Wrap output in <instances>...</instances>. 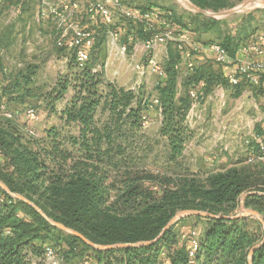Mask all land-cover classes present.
I'll list each match as a JSON object with an SVG mask.
<instances>
[{"label": "trees", "instance_id": "1", "mask_svg": "<svg viewBox=\"0 0 264 264\" xmlns=\"http://www.w3.org/2000/svg\"><path fill=\"white\" fill-rule=\"evenodd\" d=\"M21 1L26 4L25 0H4V4ZM123 1L144 9H168ZM190 1L218 11L243 0ZM258 11L264 9L248 13L236 34L221 28L222 19L200 13L193 14L191 28L175 18L195 32L200 42L219 43L234 55L259 31L254 14ZM3 12L0 6L4 19ZM13 24L3 25L1 55V48L7 50L12 43ZM211 30L220 37L203 41L200 36ZM99 52L94 51L91 61L79 69L71 52L58 47V57L65 53L74 63H69V74L60 77L48 94L50 101L43 96L49 106L65 101L58 125L47 127L44 135L23 134L13 116L0 120V181L5 185H0V264H43L50 243L62 250L63 264L84 250L93 251L96 264H264V235L259 227L233 218L245 193L244 205L264 218V178L256 180L253 173L237 166L209 175L187 170L167 176L137 162L141 150L137 144L141 146L145 137L144 117L152 118L148 111L157 109L150 108L149 102L159 98V134L165 140L168 160L176 163L192 136L186 124L189 90L201 80L213 86L221 83V75L214 78L197 66L184 77L185 92L178 96L180 72L175 64L179 54L171 49L166 76L146 101L143 89L135 93L118 88L103 73L93 71L102 59L103 51ZM2 62L0 58L1 84H7L0 90V99L25 103L36 66L30 64L11 75ZM51 106L49 111L55 112ZM189 210L207 214L195 216L205 222L193 261L189 251L194 235L188 232V237L183 235L186 240L180 239L175 228L178 221L170 225L180 211ZM57 224L82 234L94 245L74 233L65 235Z\"/></svg>", "mask_w": 264, "mask_h": 264}, {"label": "built area", "instance_id": "2", "mask_svg": "<svg viewBox=\"0 0 264 264\" xmlns=\"http://www.w3.org/2000/svg\"><path fill=\"white\" fill-rule=\"evenodd\" d=\"M39 1L37 20L50 17L54 21L56 46L70 51L79 69H83L91 61L95 49H101L97 43L102 40V48L106 49L107 57L99 61L93 71L105 74L113 68L115 79L122 74V65H128L134 73L128 90L138 93L147 87L150 78L155 77L159 81L166 76L165 62L170 60V51L173 49L174 53L179 54L175 64L180 72L177 78L178 96H181L184 77L187 73L194 72L198 66L195 56L204 55L221 67L228 68L225 80L235 88L244 86L254 109L258 110L256 94L260 93L264 99V32L256 33L248 42L241 44L238 53L231 55L219 43L197 40L196 33L177 21L171 9H144L125 4L123 0ZM0 6H4L6 24L15 22L23 15V1L5 5L4 0H0ZM91 25L93 27H89ZM117 63L118 66H115ZM206 89L207 81L201 80L189 90L191 105L186 115L189 127L196 116L200 117V106L206 98ZM212 92V96L221 98L222 84H216ZM148 96L146 93L144 100L147 101ZM149 107H156L161 112L159 98L152 99ZM5 115L12 116L9 112ZM26 116L31 120L37 119L34 109H28ZM149 123L145 116L143 125ZM262 130L263 134L256 139V145H247V162L264 164V125ZM197 246L198 241L194 239L193 248L189 251L191 261L196 255ZM46 252L48 260H52L54 264L59 263L52 249L48 248Z\"/></svg>", "mask_w": 264, "mask_h": 264}, {"label": "rangeland", "instance_id": "3", "mask_svg": "<svg viewBox=\"0 0 264 264\" xmlns=\"http://www.w3.org/2000/svg\"><path fill=\"white\" fill-rule=\"evenodd\" d=\"M27 0L24 2L26 3ZM33 1V3L30 5V2ZM54 1V0H51ZM132 1L133 3L137 5H141L143 7L146 6H159L171 9L176 17H178V12L180 11H187L189 10L188 7L181 1V0H128ZM190 1V0H189ZM232 1V0H231ZM234 1V0H233ZM248 0H243L240 2H235L233 5L229 7H224L218 11H215L213 9H207L211 13H220L223 11H228L233 8H237L239 6H242ZM29 5L27 3V7L24 5L23 9V15L18 20L14 22V25H20L24 23L26 19H30L31 16L34 14L36 8L40 5L39 0H28ZM258 9H264V7L261 8H253L252 6L247 7L246 9H242L236 13L222 16L220 18L216 19H222L221 28L223 30L232 32L234 34L237 33V28L239 27V23L242 22L244 17L247 16L248 13L251 11H257ZM191 11V10H189ZM189 11H187V15H189ZM255 17L258 22V29L259 33L264 32V11H258L254 12ZM210 17V16H209ZM214 18V17H213ZM46 22L49 24H44L42 27V32L52 31V35L49 38L44 37L39 33V28L35 30V32H30L29 34L24 33L22 35L18 34L14 40L10 44V46L7 48V50H4L1 48V52L3 55L0 54V58L3 60V64L7 67L9 74L14 75L17 72L20 71V69L26 68V66L32 64L36 66V72L34 75V82L30 86V95L25 98V103L22 101H11L10 103L6 99H0V104L4 105L1 107L0 112V120L5 119L6 113H13L12 119L13 122L18 124V128L21 130V132L25 135L28 133L32 134L29 131L35 132L37 135L41 136L44 135V131L47 127L50 126H56L59 123V112L61 111L62 107L65 104V101H58L54 105H50L54 108L55 112H50L48 109L50 106L46 104L47 101H45L44 97L46 95L47 100L50 101L48 98V94H50L53 91L54 85L57 83L58 79L64 75L69 74V63H74L73 59H70V56L67 60L64 59L65 53H61V58L58 57L56 54L58 52V47L56 46L57 41V32L55 31V25H53L52 22H54L50 17H45ZM6 22L3 19V16L0 14V32L2 31V26L5 25ZM50 25H52L50 27ZM49 27V31H48ZM217 37H220V34L215 31H208L204 32L200 38L203 41H209L214 40ZM98 49H95V53H97ZM99 53L103 52L102 59H99L96 61V64L105 59L107 57V51L106 49H99ZM70 64V65H71ZM74 65V64H73ZM118 66V63L115 65ZM74 67V66H73ZM12 68V69H10ZM75 68V67H74ZM10 70L11 73H10ZM122 74H120L119 77L113 78L112 72H107L104 74V79L108 82L113 83L118 88H124L128 90V88L131 86L132 79L134 76V73L128 68V65H122L121 67ZM13 73V74H12ZM10 75V76H11ZM10 79V77H8ZM158 81L155 77H152L147 81V87H144L143 92L151 94L155 85V82ZM0 82V90L3 91L4 85L7 84V82H4L1 84ZM105 88H103L104 90ZM146 95V94H145ZM44 96V97H43ZM69 97V95L66 96V98ZM8 111H7V110ZM28 109H34L37 113V119L31 120L26 116V111ZM4 111V113H3ZM7 111V112H6ZM148 118V116H147ZM159 118L156 114L153 115L151 118V122L149 124L143 125V133L144 138L141 140V146L140 144H137L138 147L141 148V150L138 151L139 158L137 162L141 165H143L147 169H151L153 171H157L160 173H165L167 176L173 175L176 171L181 173L186 172L189 170V173H198L201 175H209L211 173L218 172V169L216 166L208 165L207 163L201 162L200 160L198 162H195L191 159V157L187 154H183V158L179 159L176 163H172L168 160L167 157V151L165 140L162 136L159 134ZM60 126V125H59ZM58 126V127H59ZM231 132V131H230ZM232 138L227 143H230L229 147H232L233 152L231 153L233 157V161L236 162L237 157L240 159L239 156L242 155V152L240 151V148H245L246 151H248V146H243V138L245 137V134L242 133H236L231 132ZM208 137V136H207ZM209 139V138H207ZM206 140V137H205ZM238 146V147H237ZM213 147V142H212ZM240 147V148H239ZM208 149V146L203 145L200 149H197L193 151L192 155H196L199 158L203 157V152L201 149ZM207 151V155H210L209 150ZM234 157H236L234 159ZM238 162V161H237ZM242 163H237V166L240 169L245 170L247 173L254 174L256 177V180L261 181L264 176H262L264 173V164L258 163V162H247L244 157H242ZM233 167V166H231ZM231 167H223V168H231ZM220 172V171H219ZM150 184V183H149ZM0 185L3 187L5 186L2 181H0ZM152 186H155L153 184H150ZM155 189H157L155 187ZM255 190V189H252ZM248 195V193L243 194L239 198V203L237 209L233 212V218H243L245 219L247 225L250 227H259L260 233L264 232V218L263 215L257 212L256 214L253 213L255 211L253 208H248L244 205L245 197ZM196 215H206V213H202L195 210H189V211H180L177 214V221L176 223V231L180 232V239L186 240L188 235V232H192L191 235L193 237H198V235L201 232V229L204 227L205 220H199L195 216ZM176 221V222H177ZM59 226V224L57 225ZM60 227V226H59ZM61 228V227H60ZM65 231V235H68L69 233L72 234V231H69L68 229H63ZM184 234L187 235V237L183 236ZM47 249L50 248L55 253V257L58 260H61L58 264H63L62 262V253L61 249L59 247H54L53 244H48ZM101 248V247H99ZM46 249V251H47ZM57 249V250H56ZM93 257V251H82L79 254H77L74 257H71L70 262H66L64 264H96V262L92 259ZM43 264H54L52 260L46 259L41 261Z\"/></svg>", "mask_w": 264, "mask_h": 264}, {"label": "crops", "instance_id": "4", "mask_svg": "<svg viewBox=\"0 0 264 264\" xmlns=\"http://www.w3.org/2000/svg\"><path fill=\"white\" fill-rule=\"evenodd\" d=\"M27 3L29 5L28 0L26 1V5ZM32 3L33 1L30 2V5ZM26 5L25 7H27ZM187 11H180L177 14L178 18L182 19V21L191 28L194 27L191 18L196 12L191 10L189 11V15H187ZM37 14L38 7L29 20L26 19L24 23L20 25L13 24L14 26L11 28L10 36L12 42H14L15 38H17L16 36L18 34H29L30 32H35L37 28H39V33L43 35V38L48 36L49 38L51 36L53 37L52 31L50 30L51 28L49 29V27V33L47 31L42 32V26L45 23H49L46 22L45 18L38 21ZM52 23L54 25V22ZM51 26L52 25H50V27ZM3 27L4 26H2V28ZM89 27H93V25ZM4 33L5 30L2 29V31L0 32V36H2ZM97 46H101V48L102 46H104V44H102V40L97 43ZM236 53H238V49L235 50V54ZM210 57L213 58L212 55ZM195 58L197 60V65L201 67V70L208 71L214 78L215 76L217 77L218 75H221V77L224 79V81L220 83L223 87V95L221 98L219 96H212V90L215 85L213 86V84L209 85L207 83L206 98L200 106V117L196 116L190 126V129L192 130V136L186 143L183 154L189 155L195 162H198L200 160L201 162L207 163L208 165L216 166L218 172L224 171L227 170V168L225 169L223 167H231L237 165V163L241 162L240 160L242 159V157H246L245 148L239 147L242 155L239 156L240 159H238V157L237 159H235L236 157H234V159L238 162L233 161V154L231 155L233 149L232 147L228 148L230 143H227L232 138L231 132L245 134V137L243 138L244 147L248 144L256 145V139L263 134L262 125H264V99L260 96V93H257L255 101L258 103V110L254 109L252 101H250L246 95V88L244 86L236 88L232 87L225 80V74L228 71L227 67H221L214 61L209 60L204 55H198L195 56ZM64 59L67 60L66 57H64ZM112 70L113 68H111L108 72H112ZM1 79L2 77L0 76V82ZM184 92L185 88L182 82L181 95L184 94ZM148 113L150 114V116L156 114L159 118V121L161 122L162 115L158 108H154L148 111ZM150 119L149 121L151 122ZM257 119H260V121H257ZM205 144L206 146H208V149H201V151L203 152V157L199 158L197 156L198 154L192 155L193 151L200 149ZM206 150H209L210 155H207ZM262 233L264 235V232ZM194 239L198 240L197 237H195Z\"/></svg>", "mask_w": 264, "mask_h": 264}, {"label": "water", "instance_id": "5", "mask_svg": "<svg viewBox=\"0 0 264 264\" xmlns=\"http://www.w3.org/2000/svg\"><path fill=\"white\" fill-rule=\"evenodd\" d=\"M188 9L196 12V13H200V14H203V15H206V16H210V17H214V18H220L222 16H226V15H230V14H233V13H236L242 9H246L247 7L249 6H252L253 8H261V7H264V0H248L246 1L244 4H242V6H239L237 8H233V9H230L228 11H223V12H220V13H211L209 12L208 10L206 9H203V8H200L198 7L197 5H195L194 3H192L191 1L189 0H186V2L184 3ZM253 213H257L256 211H253ZM207 215V214H206ZM177 217H175L172 222L170 223V225L174 224L176 221H177ZM58 225V224H57ZM169 225V226H170ZM61 228L63 229H67L65 226L63 225H59ZM69 230V229H68ZM69 231H72V233H74L75 235L81 237L84 241L94 245L93 243H91L90 241H88L82 234L78 233V232H75L73 230H69ZM101 248H105V247H102ZM108 249L111 248V247H107Z\"/></svg>", "mask_w": 264, "mask_h": 264}, {"label": "bare ground", "instance_id": "6", "mask_svg": "<svg viewBox=\"0 0 264 264\" xmlns=\"http://www.w3.org/2000/svg\"><path fill=\"white\" fill-rule=\"evenodd\" d=\"M183 3H185L186 2V0H181Z\"/></svg>", "mask_w": 264, "mask_h": 264}]
</instances>
